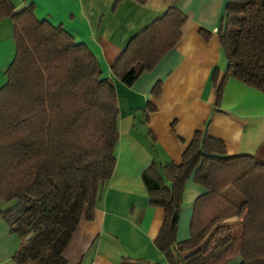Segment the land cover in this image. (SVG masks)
<instances>
[{"label": "trees", "instance_id": "16d2710c", "mask_svg": "<svg viewBox=\"0 0 264 264\" xmlns=\"http://www.w3.org/2000/svg\"><path fill=\"white\" fill-rule=\"evenodd\" d=\"M6 18L14 23L16 51L0 88V217L21 239L15 264H68L64 252L80 221L94 219L116 167L118 93L90 49L39 20L34 5L18 11L0 0V22ZM187 23L169 8L130 39L114 76L133 86L175 48ZM218 40L227 66L212 76L214 106L230 78L264 93V0H228ZM161 90L158 84L153 94ZM143 177L151 206L165 211L155 243L170 264H264V144L254 156L229 157L224 141L197 133L181 164L153 163ZM191 177L207 192L195 203L190 239L178 243ZM234 217L235 226L224 223Z\"/></svg>", "mask_w": 264, "mask_h": 264}, {"label": "crops", "instance_id": "0c3cea01", "mask_svg": "<svg viewBox=\"0 0 264 264\" xmlns=\"http://www.w3.org/2000/svg\"><path fill=\"white\" fill-rule=\"evenodd\" d=\"M11 1L18 11L34 5L39 20L62 26L77 43L86 45L100 63L103 78L112 79L118 93L116 167L94 219L80 221L64 258L68 264H170L155 243L165 211L150 204L143 177L146 170L153 163L181 164L195 135L205 131L224 141L229 157L254 156L264 144L263 92L230 78L220 106H214L212 76L217 68L223 72L227 66L218 29L228 0ZM171 7L188 17L182 38L152 71L142 74L133 86L124 85L112 72L115 60L133 36ZM13 31L10 18L0 22V47L8 46L11 60ZM158 84L162 90L156 97L153 92ZM149 104L154 111L148 113ZM206 192L193 177L186 182L178 243L190 239L195 203ZM225 194L241 201L232 189ZM239 221L234 217L224 223L235 226ZM20 244L21 239L0 217V264H15ZM226 264H240V259Z\"/></svg>", "mask_w": 264, "mask_h": 264}, {"label": "rangeland", "instance_id": "374dc122", "mask_svg": "<svg viewBox=\"0 0 264 264\" xmlns=\"http://www.w3.org/2000/svg\"><path fill=\"white\" fill-rule=\"evenodd\" d=\"M13 42H14V40H13ZM8 51H9V49H8V46L6 44H4L0 47V88L3 87L7 83V76H5L6 72L4 71V67L11 60V58L9 56L10 54ZM15 51H16V48H15V43H14V56H15ZM14 56H13L11 62L13 61ZM11 62H10V64H11Z\"/></svg>", "mask_w": 264, "mask_h": 264}]
</instances>
